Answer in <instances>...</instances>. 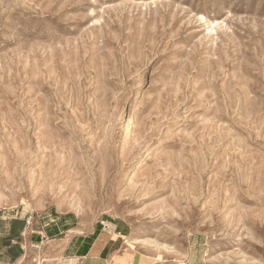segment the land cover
Returning a JSON list of instances; mask_svg holds the SVG:
<instances>
[{
	"label": "rangeland",
	"instance_id": "1",
	"mask_svg": "<svg viewBox=\"0 0 264 264\" xmlns=\"http://www.w3.org/2000/svg\"><path fill=\"white\" fill-rule=\"evenodd\" d=\"M19 217L11 264H83L68 236L108 220L126 234L98 264H264V0H0ZM56 217L73 228L36 240Z\"/></svg>",
	"mask_w": 264,
	"mask_h": 264
},
{
	"label": "crops",
	"instance_id": "2",
	"mask_svg": "<svg viewBox=\"0 0 264 264\" xmlns=\"http://www.w3.org/2000/svg\"><path fill=\"white\" fill-rule=\"evenodd\" d=\"M57 222H53L51 226L41 227L34 231L36 240L43 238H55L62 232H68L70 227L66 217H56ZM102 223V222H101ZM0 222V264H11L16 262L22 252L21 241H27L26 230L28 226L24 224V218H13L4 224ZM111 225V232L115 236L112 238L98 223L93 229L88 232H74L68 236L64 252L68 258H78L83 264H98L102 261L103 256L109 252L113 244L119 237L126 234V224L122 221L108 220ZM33 235H30L31 239Z\"/></svg>",
	"mask_w": 264,
	"mask_h": 264
},
{
	"label": "built area",
	"instance_id": "3",
	"mask_svg": "<svg viewBox=\"0 0 264 264\" xmlns=\"http://www.w3.org/2000/svg\"><path fill=\"white\" fill-rule=\"evenodd\" d=\"M24 224H25L26 226H29V225H30V218H29V217L24 218Z\"/></svg>",
	"mask_w": 264,
	"mask_h": 264
}]
</instances>
